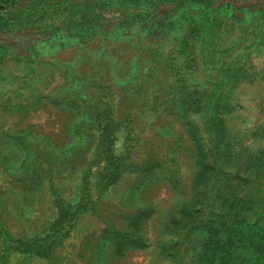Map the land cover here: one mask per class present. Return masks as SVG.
Instances as JSON below:
<instances>
[{"label":"rangeland","instance_id":"obj_1","mask_svg":"<svg viewBox=\"0 0 264 264\" xmlns=\"http://www.w3.org/2000/svg\"><path fill=\"white\" fill-rule=\"evenodd\" d=\"M0 264H264V0H0Z\"/></svg>","mask_w":264,"mask_h":264}]
</instances>
